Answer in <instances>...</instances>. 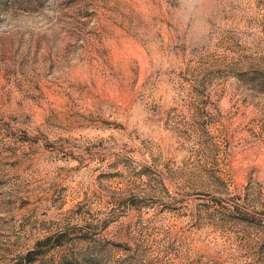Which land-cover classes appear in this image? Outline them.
<instances>
[{
    "label": "rangeland",
    "instance_id": "obj_1",
    "mask_svg": "<svg viewBox=\"0 0 264 264\" xmlns=\"http://www.w3.org/2000/svg\"><path fill=\"white\" fill-rule=\"evenodd\" d=\"M0 264H264V0H0Z\"/></svg>",
    "mask_w": 264,
    "mask_h": 264
}]
</instances>
